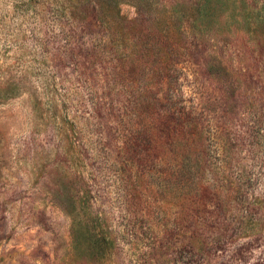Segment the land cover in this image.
Here are the masks:
<instances>
[{"label": "rangeland", "instance_id": "1", "mask_svg": "<svg viewBox=\"0 0 264 264\" xmlns=\"http://www.w3.org/2000/svg\"><path fill=\"white\" fill-rule=\"evenodd\" d=\"M81 1L0 0V264H264V0Z\"/></svg>", "mask_w": 264, "mask_h": 264}, {"label": "trees", "instance_id": "2", "mask_svg": "<svg viewBox=\"0 0 264 264\" xmlns=\"http://www.w3.org/2000/svg\"><path fill=\"white\" fill-rule=\"evenodd\" d=\"M124 0H83L81 2H74L73 6L71 8V11L69 10L70 16L75 19V18H80L81 16L86 17V19L89 21V25L92 22H96L98 24L102 25H109L113 24L115 21L114 19H117L118 17V6L121 2ZM181 1V0H180ZM179 1L177 2V4ZM198 1L194 0H189V2L182 1L180 5H186L188 6L186 9V19L189 20L191 23L196 20V14L199 11V5L197 6ZM135 4L140 8L143 9H148L149 10H155L153 8L154 5L157 3L153 0H135ZM156 8V7H155ZM175 7H173L174 9ZM264 8V5H263ZM164 15L162 18L161 25L165 28V30L169 28H176L180 30L181 24V12L182 9L177 11V12H172V10H167L164 11ZM86 14V16H85ZM178 23V24H176ZM180 31V35H183V32ZM181 40V39H180ZM170 41V36L166 35H155L151 36V42H146L144 44H150L151 46H154L155 49L162 51V47L158 44H163L168 47H170V50L164 51L161 53V55H158L159 57L161 56H166L164 60H162L164 63L159 64L162 70H165L169 67H173L175 63L178 61L177 59H173V54L176 53V48L179 47L180 44H178L176 41ZM140 59L136 58L135 59V65L138 67L140 65ZM161 70V71H162ZM185 132L188 134H193L194 128L186 129ZM185 135V138L187 137L186 133H183ZM194 135H191V140ZM190 140V139H188ZM203 149V148H202ZM81 199L80 197H78Z\"/></svg>", "mask_w": 264, "mask_h": 264}]
</instances>
